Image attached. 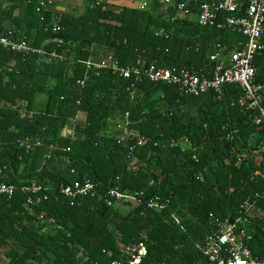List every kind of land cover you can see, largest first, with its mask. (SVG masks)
Wrapping results in <instances>:
<instances>
[{
    "label": "trees",
    "instance_id": "trees-1",
    "mask_svg": "<svg viewBox=\"0 0 264 264\" xmlns=\"http://www.w3.org/2000/svg\"><path fill=\"white\" fill-rule=\"evenodd\" d=\"M4 1L0 23L13 27L2 33L10 44H0V186L13 193L0 195V264H127L139 243L147 250L141 264H207L199 246L209 221H234L256 194L249 249L264 256V118L240 105L241 88L193 96L85 65L111 56L118 67L194 68L211 80L245 42L225 26L233 13H219L217 28L197 22L211 0L185 1L186 12L173 0H79L78 9L66 0ZM246 4L239 0L236 14ZM217 44L223 59L211 62ZM253 66L264 104V49ZM26 140L40 146L27 151ZM86 180L94 198L71 202L59 193ZM31 184L41 189L27 192ZM114 188L137 198L108 207L104 194ZM156 197L164 208L148 209Z\"/></svg>",
    "mask_w": 264,
    "mask_h": 264
},
{
    "label": "built area",
    "instance_id": "built-area-1",
    "mask_svg": "<svg viewBox=\"0 0 264 264\" xmlns=\"http://www.w3.org/2000/svg\"><path fill=\"white\" fill-rule=\"evenodd\" d=\"M168 1L166 0V2ZM185 1L173 0V2L178 3V11H184L186 7ZM246 3L245 11L238 14L236 13L240 11L239 0H211L210 2L202 3L199 8L197 22L200 26L215 24L217 28H221L223 24L216 22L217 15L219 13H233L234 15L226 18L225 26L238 30L245 38L243 44H238L240 46L239 49L233 50L227 55V65H217L212 70L211 80H206L205 74L194 68H163L154 64L147 66L139 61L135 63V66L118 67L117 62L111 56H108V59L100 63L86 62V68L94 67L96 70L112 68L113 72L118 71L124 79L134 78L137 81L147 80L151 83L180 86L185 94H192L193 96L205 93L208 87L214 88L220 93L222 85L237 84L243 91V97L239 101L240 105H244L251 110H259L264 118V104L261 95L263 86L254 82L256 69L253 66V60L264 49V0H246ZM161 33L167 38L163 31ZM0 44L3 46L10 44L2 33H0ZM20 47L18 46L17 48L19 49ZM222 51L221 45L217 44L215 51L209 56V60L211 62L222 60ZM51 56L58 57L55 53H52ZM29 117L31 116L29 115ZM260 123L261 119L255 120L256 126H259ZM115 129L123 134L126 133V129L121 125H117ZM137 141L140 146L146 143L143 138H139ZM22 143L27 151L40 146L39 140H26ZM261 150L264 152V140L261 142ZM66 151H69V149ZM193 160L197 161L195 157H193ZM237 161L240 162L241 159L237 158ZM40 189L41 187L36 184H31L30 187L25 188L27 192L33 194H36ZM230 192H232V189H230ZM12 193L13 188L11 186H0V195H11ZM59 193L73 202L79 199L94 198L96 196V186L87 180L74 182L72 185L61 186ZM136 198L137 195L126 196L119 189L114 188L105 192L104 203L106 206L111 207L117 201L123 199L134 201ZM259 199L260 196L258 194L248 196L239 205V215L234 221L229 218L209 221L208 225L212 230L199 246L201 252L207 258V264H264V256L253 255L249 249L252 235L247 229L251 223L249 213L255 209L256 202ZM164 206L157 197L149 200L147 204L148 209H162ZM128 250L127 264H141L147 256V250L143 243L131 245Z\"/></svg>",
    "mask_w": 264,
    "mask_h": 264
},
{
    "label": "crops",
    "instance_id": "crops-1",
    "mask_svg": "<svg viewBox=\"0 0 264 264\" xmlns=\"http://www.w3.org/2000/svg\"><path fill=\"white\" fill-rule=\"evenodd\" d=\"M107 3H110L112 5L118 6H127V7H133L136 6L139 2V0H105ZM189 1V0H186ZM10 3H8L7 1L4 0H0V8L9 5ZM65 7L68 9L70 8H75L78 9L79 7L82 6L81 2H79V0H66L64 3ZM15 6V5H13ZM62 9V8H61ZM13 25L12 22L10 20H6L4 22L0 23V33L5 32L8 29H12ZM264 217V216H263Z\"/></svg>",
    "mask_w": 264,
    "mask_h": 264
},
{
    "label": "rangeland",
    "instance_id": "rangeland-1",
    "mask_svg": "<svg viewBox=\"0 0 264 264\" xmlns=\"http://www.w3.org/2000/svg\"><path fill=\"white\" fill-rule=\"evenodd\" d=\"M2 253V252H1ZM0 258H2L1 254H0Z\"/></svg>",
    "mask_w": 264,
    "mask_h": 264
}]
</instances>
